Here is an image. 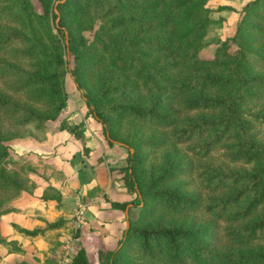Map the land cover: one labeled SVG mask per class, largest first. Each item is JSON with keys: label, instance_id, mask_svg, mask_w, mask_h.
I'll return each mask as SVG.
<instances>
[{"label": "trees", "instance_id": "16d2710c", "mask_svg": "<svg viewBox=\"0 0 264 264\" xmlns=\"http://www.w3.org/2000/svg\"><path fill=\"white\" fill-rule=\"evenodd\" d=\"M38 4L0 0V115L80 135L52 122L69 73L106 142L127 147L133 197L107 264H264V0H246L222 39L205 38L216 23L206 0ZM17 162L0 137V191L24 188L6 168ZM68 264H88L82 246Z\"/></svg>", "mask_w": 264, "mask_h": 264}, {"label": "crops", "instance_id": "0c3cea01", "mask_svg": "<svg viewBox=\"0 0 264 264\" xmlns=\"http://www.w3.org/2000/svg\"><path fill=\"white\" fill-rule=\"evenodd\" d=\"M245 1L217 0L218 3L234 5H240ZM94 123L89 127L92 131L97 126L95 121ZM93 135L90 136L85 132L80 139L75 137L77 140L74 138L72 140L70 137L59 145L60 150L69 153L64 156L65 161L61 168L67 185L57 183L60 191L59 200L52 199L53 203H50L53 214L59 215L63 220L59 227L45 228L36 234H29L19 231L15 225L19 224L20 227L31 229L43 227L50 222L41 224L43 220L39 217H30L31 214H39L32 211L19 210L15 213L9 211L2 215L5 217L1 220L10 218L8 227L0 228V233L10 240V243L7 245L0 243V264H68L69 260L60 263L59 258L63 244L67 241L64 237L68 228L64 225L69 222L67 212H72L75 201H81L85 206L83 221L78 227L77 234L74 235V250L82 246L88 264H103L106 258L102 253L116 246L127 225L125 208L131 203H126L124 210L115 207L112 203L126 201L132 198V195L120 180L114 177L118 175H114L108 167L107 162L111 160V156L106 155L108 148L102 149ZM69 188L74 191H69ZM11 223H15L14 227Z\"/></svg>", "mask_w": 264, "mask_h": 264}, {"label": "rangeland", "instance_id": "374dc122", "mask_svg": "<svg viewBox=\"0 0 264 264\" xmlns=\"http://www.w3.org/2000/svg\"><path fill=\"white\" fill-rule=\"evenodd\" d=\"M30 3L34 9H40L38 0H30ZM244 3L234 5L218 3L217 0L209 2L206 0V5L211 8L209 16L212 17L216 23L207 31L205 38L217 36L222 39L230 36L233 33L236 20L240 16V8ZM218 5L225 6L217 9L216 7ZM84 33L86 34L87 32L84 31ZM214 45V43H211L206 49H202L199 52L200 56H209ZM1 86L2 84L0 82V87ZM64 88L66 96L65 105L61 109L58 117L52 122L54 125L58 124L60 121L65 122L67 125L77 124L78 129L80 130V135L73 136V133L69 132L65 127L55 131L39 132L32 124L17 126L0 115V137L9 146L10 158L18 160L16 164H7L6 168L15 171L20 181L24 184V188L19 191H0V201L6 203L5 205L14 207V209L5 211L0 215L1 229L8 227L7 223L10 218H3L2 220L1 218L5 217L2 215L9 211L15 213L16 211L23 210L39 213L31 214L30 217H39L40 220H43L41 224L47 222L52 223L59 217V215L53 214V207L50 204L53 203V198L46 197L54 194V190L50 187H53L58 191V194H60L57 185H65L67 183V180H65V174L61 168L62 163L65 161L64 156L69 153L65 150H60L59 145L63 141L70 139V137H72L73 140V138L76 139L75 137L80 139L82 133L85 132L90 136L95 134V136H93L102 149L108 148L106 155L111 156V160H108L107 162L109 165L108 167H110L114 175H118L114 177L117 178V180H120L123 185L121 176L123 174L122 167L126 163L127 147L115 142L109 145L106 142L101 133L100 124L88 113L81 91L75 87L69 73L64 74ZM92 120L97 124V126L93 128L95 131L89 129L91 124H95ZM259 134L264 135V127H259ZM128 149L131 150L132 148L128 147ZM103 155L106 156L105 154ZM69 191L73 192L74 189L69 188ZM131 195L133 197V193H131ZM131 199L132 198H128L124 202L128 204ZM126 203L123 207L118 208L124 210ZM130 208L131 204L125 208V212L127 213V210ZM72 212H67L69 215V222L64 225L65 227H68L66 229L67 235L64 237L69 241H74L72 238H74L75 230H78L73 221ZM17 214H19V212ZM11 225L14 227L15 223H11ZM17 226H19V224L15 225V227ZM8 243H5V245ZM105 261L102 263L107 264L108 260L106 263Z\"/></svg>", "mask_w": 264, "mask_h": 264}, {"label": "built area", "instance_id": "2783aa9c", "mask_svg": "<svg viewBox=\"0 0 264 264\" xmlns=\"http://www.w3.org/2000/svg\"><path fill=\"white\" fill-rule=\"evenodd\" d=\"M84 203H82L81 201H75L74 207H73V212H72V217H73V221L75 223V226L78 228L80 226V224L83 221V211H84ZM74 239V238H72ZM74 251V247H73V241H69L67 240L62 247V252H61V256L59 258V262H65L70 260V256Z\"/></svg>", "mask_w": 264, "mask_h": 264}]
</instances>
